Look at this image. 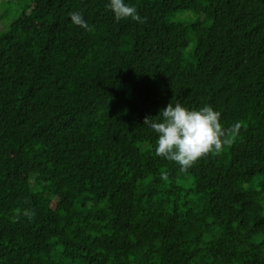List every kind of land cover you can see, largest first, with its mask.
I'll use <instances>...</instances> for the list:
<instances>
[{
  "label": "trees",
  "instance_id": "obj_1",
  "mask_svg": "<svg viewBox=\"0 0 264 264\" xmlns=\"http://www.w3.org/2000/svg\"><path fill=\"white\" fill-rule=\"evenodd\" d=\"M107 3L30 0L0 32V264H264V0ZM169 103L239 137L181 171L144 124Z\"/></svg>",
  "mask_w": 264,
  "mask_h": 264
},
{
  "label": "clouds",
  "instance_id": "obj_2",
  "mask_svg": "<svg viewBox=\"0 0 264 264\" xmlns=\"http://www.w3.org/2000/svg\"><path fill=\"white\" fill-rule=\"evenodd\" d=\"M105 7L113 13L117 22L129 18L139 23L147 21L146 17L142 18L137 9L126 4L125 0H108ZM70 20L77 27L90 33L93 31L80 12L70 13ZM220 116L221 113L209 105L188 109L179 103H169L156 117H145L144 124L157 134L155 154L179 165L180 170L186 172L203 157L221 155L239 137L241 122L225 127ZM161 178L166 180L167 173H162ZM20 216L32 219L35 211L18 210L13 215V222Z\"/></svg>",
  "mask_w": 264,
  "mask_h": 264
},
{
  "label": "rangeland",
  "instance_id": "obj_3",
  "mask_svg": "<svg viewBox=\"0 0 264 264\" xmlns=\"http://www.w3.org/2000/svg\"><path fill=\"white\" fill-rule=\"evenodd\" d=\"M30 0H0V32L7 30L10 22L29 3ZM185 13L179 14L182 19Z\"/></svg>",
  "mask_w": 264,
  "mask_h": 264
}]
</instances>
